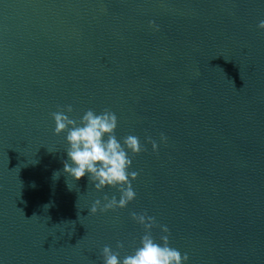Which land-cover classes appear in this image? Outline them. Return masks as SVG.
I'll return each mask as SVG.
<instances>
[{"label":"water","instance_id":"obj_1","mask_svg":"<svg viewBox=\"0 0 264 264\" xmlns=\"http://www.w3.org/2000/svg\"><path fill=\"white\" fill-rule=\"evenodd\" d=\"M261 20L264 0H0V264L123 259L144 235L132 212L187 264H264ZM67 105L110 109L146 148L127 208L91 215L118 190L64 173Z\"/></svg>","mask_w":264,"mask_h":264},{"label":"clouds","instance_id":"obj_2","mask_svg":"<svg viewBox=\"0 0 264 264\" xmlns=\"http://www.w3.org/2000/svg\"><path fill=\"white\" fill-rule=\"evenodd\" d=\"M149 27L159 31L155 21H150ZM257 27L264 31V20H261ZM73 111V107L67 105L51 114L55 123L54 134L59 136L67 133L68 159L63 162L64 173L75 181H79L87 174L96 192H101L106 187L118 190L119 200L116 196L109 198L108 195L103 197V202L101 199H96L90 208L91 215H96L98 211L106 213L127 208L136 199L132 181L139 176L138 172L129 171L133 163L129 153L134 157L146 151V148L135 135H128L122 143L117 139L115 132L118 118L110 109H104L101 113L89 109L79 120L70 118ZM160 142L167 143V137L163 133L160 135ZM147 143L151 144L154 153L158 152L156 141L147 137ZM59 174V172L54 173L53 178L58 179ZM130 217L144 230L139 246L132 254L121 259L118 251H113L106 245L101 252L103 264H187L188 255L185 253L182 256L179 250L170 246V232L166 225H158L156 218L146 212L140 214L132 212ZM156 227H159L163 233L159 243L152 235V230ZM123 247V243H117L118 249Z\"/></svg>","mask_w":264,"mask_h":264}]
</instances>
